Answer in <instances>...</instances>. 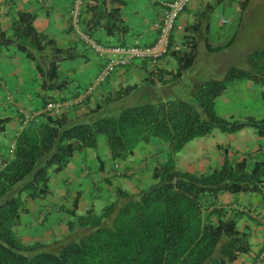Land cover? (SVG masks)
Segmentation results:
<instances>
[{
	"label": "trees",
	"instance_id": "obj_1",
	"mask_svg": "<svg viewBox=\"0 0 264 264\" xmlns=\"http://www.w3.org/2000/svg\"><path fill=\"white\" fill-rule=\"evenodd\" d=\"M247 2L236 0L240 12ZM86 10L88 22L97 24L105 11L103 0L101 6L95 0L88 3ZM116 11L110 10L113 15L103 24L107 32L118 29ZM32 18V12L17 11L10 33L0 31V46L12 45L34 61L46 97L48 91L64 84L57 77V62L73 53L36 31ZM233 39L234 33L222 44L212 46L205 39L204 45L218 50ZM194 49L193 43L173 78L189 66ZM244 61L245 67L230 65L222 76L200 83L193 100L140 102L109 112L98 107L90 109L95 114L89 119L76 122L67 117L70 107L58 113L44 110L43 119L23 116L22 126L11 139L13 147L0 164V264H229L237 254L248 251V228L236 226L239 213L227 215L216 195L257 192L264 163L249 167L241 159L193 173L178 170L174 160L186 141L213 129L232 132L248 126L264 134V116L237 119L219 115L213 108L215 97L230 81L264 83V48L245 53ZM2 124L3 119L0 129ZM100 136L111 160L124 158L137 143L150 138L165 141L168 147L162 161L153 164L150 181L143 187L131 192L114 186L112 198L99 209L70 210L66 236L54 243L55 249L42 241L20 239L14 226L27 213V201L43 200L51 174L62 170L75 152L96 149ZM96 158L102 168L101 159Z\"/></svg>",
	"mask_w": 264,
	"mask_h": 264
},
{
	"label": "crops",
	"instance_id": "obj_2",
	"mask_svg": "<svg viewBox=\"0 0 264 264\" xmlns=\"http://www.w3.org/2000/svg\"><path fill=\"white\" fill-rule=\"evenodd\" d=\"M93 1L81 0L77 13L73 15L75 0H0V31L10 33L16 12L29 11L33 14L32 25L36 31L51 39L58 47H69L73 53L71 58L56 64L57 77L64 84L51 89L48 96L43 97L41 79L34 61L12 45L0 46L1 138L5 137L8 141L13 138L24 122V114L28 118L43 119L44 104L48 100L83 95V89L93 82L104 56L91 46V42L101 46L114 43L144 45L154 40L156 29L153 22L163 11L162 0H103L105 11L98 16L97 24L92 25L88 22L86 6ZM95 2L101 6L102 0ZM235 6L236 0H189L174 20L167 52L157 64L152 66L146 59L134 58L117 67L69 108V120L76 122L89 119L95 114L90 109L98 107L102 112H109L134 103L181 97L172 87L186 77V72L199 61L201 54L200 59L206 62L229 49L235 40L218 50H210L204 45L205 39L208 41L212 34L211 24L216 28L221 27L229 19H222L223 12H230ZM114 9L117 10L118 29L110 33L103 24L106 18L113 15L109 11ZM261 30L264 33V29ZM214 31L216 37L222 34ZM210 41V45H216L212 43V38ZM193 43L195 49L191 63L177 78H173L172 73L180 68L185 59L183 54L190 50ZM254 48L264 46L246 49L243 54ZM231 64L234 65L233 62ZM198 76L200 78H196L200 80L191 79L193 83L189 93L195 92L194 89L207 79L203 75ZM4 95L10 96V101L3 99ZM213 106L219 115L228 114L237 119L262 117L264 83L250 79L230 81L215 97ZM167 147V142L150 138L137 143L124 158L111 160L103 137H98L96 149L86 148L75 152L62 170L51 174L48 193L43 200L27 201V213L20 215L19 223L14 226L16 234L27 242L50 239L56 243L66 236L70 210L75 208L76 212H82L90 206L94 207L96 198L109 200L113 196L114 186L131 192L143 187L150 181L149 173L153 164L162 161ZM8 153L7 144H1L0 164ZM97 155L102 168L98 166ZM241 159L249 167L255 162L264 163V134L259 135L248 126L232 132L213 129L186 141L174 158L178 170L193 173ZM216 201L226 207L227 215L239 213L236 223L240 222V228H248V251L237 254L229 264H264V174L257 192L222 191L216 195ZM27 231L29 233H24Z\"/></svg>",
	"mask_w": 264,
	"mask_h": 264
},
{
	"label": "rangeland",
	"instance_id": "obj_3",
	"mask_svg": "<svg viewBox=\"0 0 264 264\" xmlns=\"http://www.w3.org/2000/svg\"><path fill=\"white\" fill-rule=\"evenodd\" d=\"M222 17L223 20L226 18L229 19H227V21L218 28L214 27V24H211L210 32H212L214 36L211 34L208 41L211 43L210 39L212 38L213 44L223 43L233 33L235 40L229 45V49L224 50L223 52H219V54L212 56L206 62H204L203 59H200V57L202 56L201 54V56L199 57V61L188 72H186V77H183L179 83L174 84L172 87V89H174V92H177L181 96L179 97L180 99H194L195 92H188L193 83L191 79H194L195 81L200 80V77L198 75H203L207 79L218 78L222 76L224 70L228 66L232 65L231 62H233L235 66L245 67L243 54L245 50L253 47L264 46V33L261 32V29H264V0H249L248 5L244 11L240 12L238 7L235 6L230 10V12L224 11ZM214 29L216 30V32H222L220 37H216V35L214 34ZM188 77L190 79H188ZM3 99H5L6 101H10V96L5 97L4 95ZM1 137L2 135L0 133V145H8V139L5 137ZM106 202H108L107 199L96 198L93 201L94 208L97 210ZM236 226L240 228V222L236 223ZM24 233H29V231ZM44 244L45 246H49L51 248L52 246L54 247V245H57L51 242L50 239H46L44 241Z\"/></svg>",
	"mask_w": 264,
	"mask_h": 264
},
{
	"label": "built area",
	"instance_id": "obj_4",
	"mask_svg": "<svg viewBox=\"0 0 264 264\" xmlns=\"http://www.w3.org/2000/svg\"><path fill=\"white\" fill-rule=\"evenodd\" d=\"M189 0H162L163 11L158 19L153 22L156 29V35L154 40L149 44L135 45L126 43H114L105 46H101L91 42V46L99 52L104 54L101 67L98 73L95 75L93 82L88 84L83 89L82 93H90L95 83L102 81L110 72L117 67L125 65L134 58L146 59L149 65L157 64L158 60L167 52L169 33L172 28L173 22L178 14L183 10L184 6ZM81 3V0H75V7L72 8V13H77V6ZM83 95H78L72 98L54 99L48 100L44 104V109L50 113H58L73 106L79 98ZM24 118L27 115L24 114ZM13 147V140L8 143V152Z\"/></svg>",
	"mask_w": 264,
	"mask_h": 264
}]
</instances>
